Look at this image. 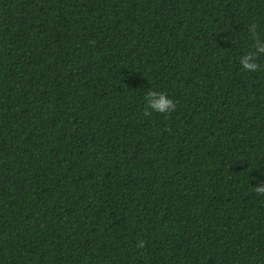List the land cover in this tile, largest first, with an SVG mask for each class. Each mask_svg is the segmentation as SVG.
<instances>
[{"label":"trees","instance_id":"16d2710c","mask_svg":"<svg viewBox=\"0 0 264 264\" xmlns=\"http://www.w3.org/2000/svg\"><path fill=\"white\" fill-rule=\"evenodd\" d=\"M252 23L264 0H0V264H264Z\"/></svg>","mask_w":264,"mask_h":264},{"label":"clouds","instance_id":"9594fccd","mask_svg":"<svg viewBox=\"0 0 264 264\" xmlns=\"http://www.w3.org/2000/svg\"><path fill=\"white\" fill-rule=\"evenodd\" d=\"M249 32L256 38L255 43L252 48L247 49L239 56V65L244 71L258 72L261 70L258 58L264 57V42L259 39L255 23L249 25ZM177 106V102L166 92L150 88L144 94L143 115L151 116L154 113L170 114L177 109ZM257 192L264 195V184H258Z\"/></svg>","mask_w":264,"mask_h":264}]
</instances>
